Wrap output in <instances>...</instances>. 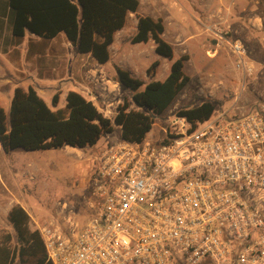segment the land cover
Here are the masks:
<instances>
[{"label":"built area","instance_id":"obj_1","mask_svg":"<svg viewBox=\"0 0 264 264\" xmlns=\"http://www.w3.org/2000/svg\"><path fill=\"white\" fill-rule=\"evenodd\" d=\"M231 52L251 75L245 48ZM88 95L117 112L119 98ZM93 160L85 213L37 227L51 264H264V101L195 123L174 115L165 138L118 137Z\"/></svg>","mask_w":264,"mask_h":264},{"label":"trees","instance_id":"obj_2","mask_svg":"<svg viewBox=\"0 0 264 264\" xmlns=\"http://www.w3.org/2000/svg\"><path fill=\"white\" fill-rule=\"evenodd\" d=\"M1 7L10 26V36L6 39L10 47L22 42L26 30L47 40L63 33L79 53L90 54L98 63H105L110 59L109 46L115 32L125 25L130 12L137 11L139 0H4ZM163 32L161 17L137 15L136 29L130 37L132 43L153 40L155 52L171 60L163 80L144 81L128 69L115 66V80L130 91L138 109L129 108L126 100L112 117H106L91 100L75 90H69L65 104L57 107V92L49 105L33 86L17 85L8 114L0 103L1 148L6 152L17 147L85 148L111 133L115 126L120 128L121 139L142 141L155 118L189 80L183 71L188 56L174 59L173 47L163 38ZM157 65L158 61L152 62L148 76H153ZM213 112L214 104L204 100L194 106L177 107L173 114L195 123L210 118ZM7 220L13 232L0 229V264H51L38 229L31 227L30 216L20 204L9 209Z\"/></svg>","mask_w":264,"mask_h":264},{"label":"crops","instance_id":"obj_3","mask_svg":"<svg viewBox=\"0 0 264 264\" xmlns=\"http://www.w3.org/2000/svg\"><path fill=\"white\" fill-rule=\"evenodd\" d=\"M144 1L150 6L151 11L144 14L138 7L136 12L129 13L125 25L114 34L109 46L110 59L105 63H98L90 54L79 53L77 47L67 41L63 33L47 40L26 30L22 42L15 46L19 49V54L13 59L7 55L10 47L8 43L5 46L3 42H0V89L6 93L9 90L14 91L17 85L25 88L31 85L42 96V91L51 92L55 86L60 90V99H65L69 90H75L89 99V92L102 93L108 81H116L115 66L128 69L134 76L144 81L151 78L163 80L169 72L171 60L155 52L153 40L137 43L130 41L136 29L137 15L162 18L163 38L172 45L174 59L185 54L188 56L187 60H190L191 52H195L201 54L211 71H219L222 69L224 58L230 54L231 43L236 41L245 48L247 64L256 65V50L259 51L262 39L256 37V31H261L263 27L262 17L256 14V0H240L237 3H226L224 0ZM3 2L4 0H0V38L7 39L10 36V26L7 24L6 15L3 14L1 7ZM128 24L130 28H127ZM54 47L58 56L57 65L50 63ZM154 61H158V66L153 71V76H148L147 69ZM38 62L44 65L37 67ZM22 73H25L23 77L31 80L33 84L16 81ZM209 75L211 79L214 77L213 73ZM35 80L41 81L39 82L41 85H35ZM233 81L234 79L231 83ZM212 84H218L217 87L223 85L221 79L218 83ZM114 88L113 86L111 95H108L109 99H115L120 92V90L114 91ZM44 100L47 102L46 99ZM92 102L97 104L104 114V107L99 102ZM194 105L196 104L192 103V106ZM104 136L106 138L108 134ZM66 146L63 147L66 149ZM74 148L78 153H82L83 148ZM5 180L0 171V183L8 189ZM13 180V176L8 178L10 182ZM87 181L86 176L82 177L80 185H86ZM85 195L82 196L83 199ZM0 197H2L0 202H5L4 197L8 195L0 193ZM14 204H20L26 210L14 196L9 199L6 215ZM62 204L64 206L67 202L63 201ZM73 211L79 210L73 209Z\"/></svg>","mask_w":264,"mask_h":264},{"label":"rangeland","instance_id":"obj_4","mask_svg":"<svg viewBox=\"0 0 264 264\" xmlns=\"http://www.w3.org/2000/svg\"><path fill=\"white\" fill-rule=\"evenodd\" d=\"M140 1L139 11L144 14L149 13L151 11L150 6L144 0ZM224 1L226 3H237L240 0ZM256 14H259L263 21L261 31H256V37L262 38L260 40V48H258L261 52L256 50V65H252L253 71L251 75L245 76L242 69L236 67V56L231 51L224 58L222 69L219 71H211L210 66L206 64L201 54L191 52L190 60L183 62V71L189 77L188 82L166 110L155 118L150 131L147 133V139L159 141L166 137V129L169 128V122L173 118L174 110L177 107L192 106V103L198 104L201 101L210 100L214 104V112L212 114V117H214L219 111L229 110L230 112L237 106L247 110L256 102L264 101V0H256ZM130 27L128 24L127 28ZM0 42H3L5 46L7 44L5 37L0 38ZM18 54L19 49L9 47L7 53L9 57L13 59ZM51 58L50 63L57 65L58 56L56 55L55 47ZM243 58L246 60L245 56ZM36 65L41 67L44 64L38 62ZM211 73L214 74L212 79L207 77ZM24 75L25 73H22V76L18 77L16 81L33 84L31 80L24 78ZM219 78L223 85L217 87L216 85L218 84L212 83H218L220 81ZM232 79H234L233 83H231ZM39 82L41 81L35 80V85H41ZM111 82L105 84V88L99 94L109 98L108 95L113 92ZM55 92L59 94L57 107L63 106L65 99H60L58 87L54 86L51 92L42 91V97L51 105V97ZM12 95L13 90L5 93L4 90L0 89V102L6 114L9 111ZM116 98L120 99L117 106L127 100L129 108H139L132 101L130 91L122 87ZM99 104L105 107L104 103L99 102ZM114 114L103 115L112 117ZM118 137L119 127L115 126L114 130L108 134V137L101 136V139L94 145L83 148L81 154L75 150L68 151L64 147L38 150H24L17 147L6 152L0 146V171L6 179L5 183L9 189H6V186L0 183V193L8 195V197H4L5 202H0V229L13 232L5 212L9 205L10 197L14 196L25 206L30 216L32 228L37 229L38 226L52 218L61 219L67 211L73 209L79 210L84 214L85 210L83 211L82 207L85 205L86 199H93L94 196L91 194V189L90 191L88 189V186L90 187L88 181L86 185H80L81 179L86 176L88 180L90 172L95 168L93 160L95 155L99 153L106 142H113ZM10 176L14 177L11 182L8 181ZM84 194L86 195L83 199L82 196ZM63 201L67 202L65 206L62 204Z\"/></svg>","mask_w":264,"mask_h":264},{"label":"bare ground","instance_id":"obj_5","mask_svg":"<svg viewBox=\"0 0 264 264\" xmlns=\"http://www.w3.org/2000/svg\"><path fill=\"white\" fill-rule=\"evenodd\" d=\"M66 149H68V150H76L74 147H71V146H66Z\"/></svg>","mask_w":264,"mask_h":264}]
</instances>
